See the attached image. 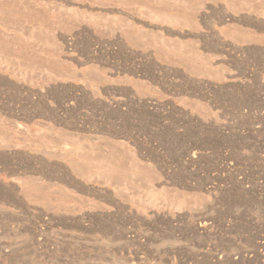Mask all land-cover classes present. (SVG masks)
<instances>
[{"label": "rangeland", "instance_id": "rangeland-1", "mask_svg": "<svg viewBox=\"0 0 264 264\" xmlns=\"http://www.w3.org/2000/svg\"><path fill=\"white\" fill-rule=\"evenodd\" d=\"M228 1L253 13L218 23L193 0H0V264H264V0ZM152 153L185 186L161 179ZM43 162L115 204L45 179ZM170 202L185 210L167 219Z\"/></svg>", "mask_w": 264, "mask_h": 264}, {"label": "bare ground", "instance_id": "bare-ground-1", "mask_svg": "<svg viewBox=\"0 0 264 264\" xmlns=\"http://www.w3.org/2000/svg\"><path fill=\"white\" fill-rule=\"evenodd\" d=\"M242 2V1H241ZM241 2H239V7H237V8H235V7H232L231 5H230V3H229V1L228 0H193V3L192 4H194L192 7L194 8L193 10H198V8L199 7H197L198 5H204V6H206V11H207V9H208V12L210 13V14H212V15H215V19L218 21V23H223L224 21H226V20H228L227 18H229V19H231V20H235V21H240L241 20V18L242 19H246L247 17L244 15V14H247V12H252L253 13V10H251V9H249L245 4H243V2L241 3ZM16 4V3H15ZM15 4H13L11 7H9V8H12V9H15V10H17V11H21V9L18 7V8H15ZM191 4V5H192ZM196 4H197V6H196ZM46 6H48L47 4H46ZM179 7V6H178ZM47 8V7H46ZM181 8V7H180ZM249 9V10H248ZM184 10V9H183ZM198 12V11H197ZM192 13V12H191ZM186 14H190V13H188V12H186ZM233 15H238V17L240 16V18H236L235 16H233ZM183 16V15H182ZM186 16V15H185ZM188 16V15H187ZM186 16V17H187ZM189 17V16H188ZM187 17V18H188ZM192 16H190L189 18H191ZM253 17H255V16H253ZM186 19V18H185ZM250 19V18H249ZM249 19H248V21H249ZM251 20H253V19H251ZM261 20V19H260ZM216 21V22H217ZM253 21H256L255 19L253 20ZM215 22V21H214ZM241 23V22H240ZM249 23V22H248ZM260 23V22H259ZM212 24H213V21H212ZM254 24V23H253ZM256 24V23H255ZM261 24V23H260ZM207 26V25H206ZM207 28H208V26H207ZM259 28V27H258ZM217 33V32H216ZM172 34V33H171ZM214 34V33H213ZM219 35V34H218ZM197 36V35H196ZM213 36H215V38H217V36L216 35H213ZM219 37V36H218ZM212 38V37H211ZM219 39V38H218ZM221 39V38H220ZM233 45V44H232ZM234 46V45H233ZM236 46H238V45H236ZM234 48H236V47H234ZM233 48V49H234ZM227 52V51H226ZM228 55H229V53H227ZM18 114V113H17ZM13 115V114H12ZM15 123H20L19 121H16ZM126 139H128V138H126ZM206 140V139H205ZM137 141V140H136ZM137 145V147H138V149L141 151V150H143V149H145V148H143V146L144 145H142L141 143H137L136 144ZM69 146V144H65L63 147H62V149H66L67 147ZM117 149V148H119V145H117V146H108V148L106 149V150H108V149ZM152 150V149H151ZM148 151V150H147ZM146 151V152H147ZM189 151V150H188ZM188 151H187V153H188ZM150 152H152V151H150ZM115 153H113V155H114ZM189 154V153H188ZM152 155H153V153H152ZM154 156V155H153ZM162 158V157H161ZM164 158V157H163ZM72 160H74L73 158H72ZM152 163H154L155 164V162L157 163L158 162V167H160L162 170H161V172H159V176H160V178L161 179H164L167 183H170V184H173V185H177V186H180L181 184H184V183H186L184 180H185V178H183V176H181V175H178V174H175L174 172L172 173V174H170L165 168L163 169L162 167H163V163L161 162V159L158 157V155H156V156H154V160L152 159ZM163 161V160H162ZM70 162H71V159H70ZM104 163H106L109 167H114V165L115 164H113V163H111V162H94V164L93 163H89V167L90 168H98V169H103L104 167H106L107 165H104ZM42 164H44V162L42 163ZM41 164V165H42ZM40 165V166H41ZM149 165V164H148ZM148 165H146V166H144V165H140V167L139 168H141L142 169V171H141V173H143V174H148V175H150V174H158V172L157 171H154L153 173L151 172V169H153V168H150L151 166H154L153 164H150L149 166ZM156 165V164H155ZM116 168V167H115ZM120 169V168H119ZM169 169V168H168ZM123 170V169H122ZM154 170V169H153ZM233 170V169H232ZM38 171H40V173L43 175V177L45 178V179H48V180H52L53 181V179H56L57 181H61V182H63V183H66V184H68V185H70V186H72L73 187V190L74 191H77V192H79V193H81V194H86V195H88V194H93V195H101L103 198H105V200H106V202L108 201L109 203H111V204H113L114 203V199L115 198H113V196L109 193V191L107 190V189H105V188H103V189H100V190H96L95 188H92V187H90L88 184L89 183H86V182H89V181H84V180H82V179H80V178H78V177H76L73 173H71L70 172V170L67 168V166H66V164H63L62 162H57V163H48L47 164V162H46V165L44 164L43 165V171H41V170H39L38 169ZM171 171V170H170ZM138 172V171H137ZM39 173V172H38ZM12 173H10V175H11ZM140 174V173H139ZM179 174H181V173H179ZM13 175V174H12ZM187 176V175H186ZM42 177V178H43ZM97 178V179H96ZM89 180H91V181H99V182H102V183H105V184H107L108 186H109V184L110 183H107V182H109V180H107V179H102V178H100V177H97V176H95L94 174H93V176L92 177H90V179ZM10 181V180H9ZM186 181H187V179H186ZM7 182H8V180H7ZM190 182V181H189ZM12 183V182H11ZM101 183V184H102ZM1 184V183H0ZM3 184V183H2ZM5 184V183H4ZM13 184V183H12ZM18 186V185H17ZM17 186H15V187H17ZM107 186V187H108ZM184 186H185V184H184ZM3 187V186H2ZM6 187V186H5ZM8 187V186H7ZM6 187V188H7ZM96 187V186H95ZM1 188V187H0ZM8 189H10V188H8ZM7 189V190H8ZM12 189V188H11ZM10 189V190H11ZM3 190H4V188H3ZM2 190V191H3ZM10 190H9V193H10ZM111 191V190H110ZM6 192H8V191H6ZM14 192H16L17 193V190H14L13 189V198H14ZM9 195V194H8ZM12 195V194H11ZM20 195V194H19ZM91 196V195H90ZM16 197V196H15ZM47 197H48V200L50 201V202H53V205L54 206H57V205H59V206H65V207H63L62 209L63 210H66V211H70V212H75L76 211V208H73L70 204H68V202H65V201H60V202H58V201H56V199H55V196L51 193V192H49L48 194H47ZM80 198H81V196H80ZM15 199V198H14ZM20 199V198H19ZM52 199H54L53 201H52ZM16 200H18V199H16ZM16 200H15V202H16ZM21 200V199H20ZM102 200H104V199H102ZM104 200V201H105ZM209 200V199H208ZM19 201V200H18ZM80 201H82V199H80ZM160 201V200H159ZM105 202V203H106ZM100 203V202H99ZM163 204L165 203V202H162ZM87 204V203H86ZM115 204V203H114ZM182 203H179V202H176V203H172V202H170V203H168L167 205H165L166 206V208H169L170 210H169V213L171 212L172 214H169V213H165V214H163V216H164V218H171L172 216H174V217H176L175 216V213H174V211L172 212V210L174 209V208H176V210H177V208L180 210L179 212H177V213H179V214H181V212H183L184 210H185V208H183V206H185V205H181ZM206 204V203H205ZM209 204V203H208ZM208 204H206V206L208 205ZM211 204V203H210ZM209 204V205H210ZM72 207V208H69L70 206ZM94 204H92V206H93ZM103 205V204H102ZM157 205H158V202H157ZM83 206V205H82ZM95 206V205H94ZM105 205H103V207H104ZM121 206V205H120ZM126 206H128V205H126ZM205 206V207H206ZM84 207V206H83ZM96 207V206H95ZM105 207H107V205L105 206ZM131 207V206H130ZM154 207H155V204H154ZM157 207V206H156ZM191 207V206H190ZM208 207H210V206H208ZM94 208V207H93ZM97 208H98V206H97ZM122 208V207H121ZM132 208V207H131ZM134 208V207H133ZM217 208V207H216ZM59 209H61V208H59ZM61 209V210H62ZM104 209V208H103ZM126 209V208H125ZM79 210H80V212L81 211H83V208L80 206V208H79ZM206 211L208 212V210H207V208H206ZM206 211H204L203 210V212H206ZM158 212V211H157ZM167 212V211H166ZM189 213H192L193 214V217H194V215H198V214H204L202 211L200 212V211H198V210H196V208L195 207H193V208H190V211H188ZM164 213V212H163ZM182 214H184V213H182ZM186 214V213H185ZM79 215V214H78ZM77 215V216H78ZM108 215V214H107ZM106 215V216H107ZM177 215V214H176ZM115 216V215H114ZM100 217V215L98 214V215H96V217L95 218H99ZM76 220H78V222H83V220L82 219H84V217L83 216H81V215H79V217L78 218H75ZM102 219V218H101ZM106 219V218H105ZM211 219V218H210ZM97 220V219H96ZM96 220H94V221H96ZM98 221H102V220H98ZM104 221V220H103ZM211 221H212V219H211ZM214 221V220H213ZM97 222V221H96ZM189 223H192L193 225H194V222H193V219H190L189 218ZM207 223V221L205 222V224ZM214 223H215V221H214ZM101 224V223H100ZM103 224V223H102ZM191 224V225H192ZM208 224V223H207ZM210 227V226H209ZM195 228V227H194ZM208 228V227H207ZM213 228V227H212ZM214 230V229H213ZM212 230V231H213ZM210 232V231H209ZM11 234H13V233H11ZM208 234H210V233H208ZM6 235H4V237H5ZM3 236L2 237H0V241H1V238H4ZM9 239H10V237L9 236H7ZM208 237V236H207ZM210 237V236H209ZM215 237V236H214ZM15 240H16V238H15ZM108 240H111V239H108ZM27 241V240H26ZM263 241V240H262ZM4 242V241H3ZM106 242V241H105ZM7 244V243H6ZM15 245V244H14ZM235 245V244H234ZM190 249V248H189ZM257 249V248H256ZM188 250V249H187ZM209 252V251H208ZM212 254L213 253H211V256H212ZM210 256V257H211ZM208 257V256H207ZM212 257H214V256H212ZM225 257V256H224ZM223 257V258H224ZM262 257V256H261ZM226 259H225V262L224 263H222V264H229V263H232V261L235 263V264H238V263H241V261H242V258H244V257H242V255L241 256H239V257H235L234 259H231V255L229 254H227L226 255V257H225ZM207 259H209V258H207ZM246 259H248V258H245V260ZM114 260H116V261H118L120 264H127V260L126 259H124L123 257H122V255H121V257H114L113 258V261L112 262H114ZM216 260V259H215ZM221 262H223V261H221ZM163 263V262H162ZM162 263H158V264H162ZM213 263V262H212ZM211 263V264H212ZM215 263V262H214ZM213 263V264H214ZM218 263H219V260H218ZM207 264V263H206ZM209 264V263H208Z\"/></svg>", "mask_w": 264, "mask_h": 264}, {"label": "crops", "instance_id": "crops-1", "mask_svg": "<svg viewBox=\"0 0 264 264\" xmlns=\"http://www.w3.org/2000/svg\"><path fill=\"white\" fill-rule=\"evenodd\" d=\"M15 194H14V198H17L18 197V191H17V193L16 192H14ZM10 194H12L11 196H13V191H10ZM16 196V197H15ZM15 232V231H14ZM16 232H18V234L20 235V232L19 231H16ZM10 233V232H9ZM9 233H7V234H9ZM6 235V234H5ZM2 236H4V235H2ZM2 239H6V238H1V240ZM33 239V238H32ZM10 241V244L11 245H14L15 244V246H14V248L15 249H17V248H20V247H24L25 245V243H23L24 241H20V240H16V242H15V240H9ZM30 242V241H29ZM28 242V243H29ZM22 244V245H21ZM3 250V247L1 246V242H0V253H1V251Z\"/></svg>", "mask_w": 264, "mask_h": 264}, {"label": "water", "instance_id": "water-1", "mask_svg": "<svg viewBox=\"0 0 264 264\" xmlns=\"http://www.w3.org/2000/svg\"><path fill=\"white\" fill-rule=\"evenodd\" d=\"M139 23H143L144 25H146V26H149L147 23H145V22H140V21H138ZM150 27H152V28H154V29H159L157 26H150ZM173 34V33H172ZM183 37V36H182ZM184 37L186 38V37H195V35L194 34H187L186 36L184 35Z\"/></svg>", "mask_w": 264, "mask_h": 264}]
</instances>
